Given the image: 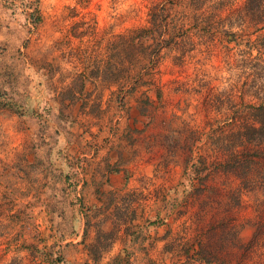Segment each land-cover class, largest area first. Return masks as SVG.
Segmentation results:
<instances>
[{"label": "rangeland", "instance_id": "1", "mask_svg": "<svg viewBox=\"0 0 264 264\" xmlns=\"http://www.w3.org/2000/svg\"><path fill=\"white\" fill-rule=\"evenodd\" d=\"M159 1L0 0V97L10 103L0 106V170L21 176L17 200L35 214L42 264L58 255L53 264H264V188L215 172L203 193L183 191L189 131L235 119L237 101H264V57L186 44L183 58L159 65L162 99L148 112L108 81L111 42ZM219 3L241 32L244 0ZM8 229L0 264H35L5 251Z\"/></svg>", "mask_w": 264, "mask_h": 264}, {"label": "trees", "instance_id": "2", "mask_svg": "<svg viewBox=\"0 0 264 264\" xmlns=\"http://www.w3.org/2000/svg\"><path fill=\"white\" fill-rule=\"evenodd\" d=\"M216 1L222 2L161 0L148 8L146 23L117 34L110 47L112 61L108 81L115 87L113 92L117 91L122 101L125 98L134 101L143 112L156 108L163 94L157 80L159 65L170 56L184 57L186 50L183 47L186 44L193 46L195 40H216L224 47L235 48L245 60L264 57V0H244V13L237 15L241 32L233 31L227 25L228 15H223L225 4L219 3L217 7ZM253 84L259 85L255 78L251 87ZM220 91L219 96H209L206 103L221 100L224 91ZM1 98L0 106L10 105ZM231 106L235 110L232 113L237 114L235 119L228 113L189 131L186 148L190 157L183 166L185 197L203 193L207 189V180L215 172L235 175L238 188L246 191L264 188V101L240 100ZM210 109L214 110L213 105ZM1 167L0 229L4 234L9 228L6 235L10 229H15L6 237L5 251L18 254L25 250L35 264H42L40 253L44 238L35 223V214L30 205L20 204L17 200L21 190L13 177L21 180V176L9 167ZM156 221L164 222L162 218L151 222ZM244 225L241 223L239 230ZM252 226V237H256L261 226L255 223ZM126 256L127 253L117 257L125 259ZM47 260L53 264L60 257H47ZM17 264H21V260Z\"/></svg>", "mask_w": 264, "mask_h": 264}]
</instances>
